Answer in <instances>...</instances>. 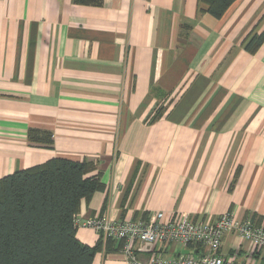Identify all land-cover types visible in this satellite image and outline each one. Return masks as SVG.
<instances>
[{
  "label": "crops",
  "instance_id": "obj_1",
  "mask_svg": "<svg viewBox=\"0 0 264 264\" xmlns=\"http://www.w3.org/2000/svg\"><path fill=\"white\" fill-rule=\"evenodd\" d=\"M206 7L0 0V178L64 157L104 186L82 199L80 222L232 211L264 224V41L246 48L264 32V0H237L220 19ZM77 238L100 244L92 264H125L123 241L83 225ZM138 246L142 258L206 249ZM219 252L264 262L236 232Z\"/></svg>",
  "mask_w": 264,
  "mask_h": 264
},
{
  "label": "trees",
  "instance_id": "obj_2",
  "mask_svg": "<svg viewBox=\"0 0 264 264\" xmlns=\"http://www.w3.org/2000/svg\"><path fill=\"white\" fill-rule=\"evenodd\" d=\"M200 1L220 19L237 0ZM263 41L264 32L255 34L246 48L255 52ZM89 170L87 162L54 157L0 178V264L93 263L100 244L81 243L76 225L82 199L104 187Z\"/></svg>",
  "mask_w": 264,
  "mask_h": 264
},
{
  "label": "built area",
  "instance_id": "obj_3",
  "mask_svg": "<svg viewBox=\"0 0 264 264\" xmlns=\"http://www.w3.org/2000/svg\"><path fill=\"white\" fill-rule=\"evenodd\" d=\"M76 225L91 227L104 238L123 241L125 264H264L246 262L237 253L223 255L219 252L227 232H236L242 241H250L257 249H264V224L257 225L251 218L239 220L232 211H226L214 222L194 220L188 213L166 215L163 211H155L137 220L101 216L80 222L76 218ZM157 242L184 246L201 244L206 249L177 257H165L160 253L140 257L137 245Z\"/></svg>",
  "mask_w": 264,
  "mask_h": 264
}]
</instances>
